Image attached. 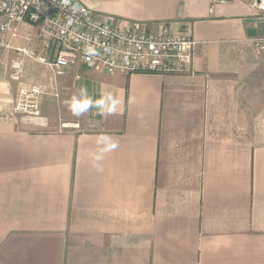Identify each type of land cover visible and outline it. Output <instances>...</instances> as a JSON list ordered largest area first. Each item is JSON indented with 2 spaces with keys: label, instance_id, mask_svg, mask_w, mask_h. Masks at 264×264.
I'll list each match as a JSON object with an SVG mask.
<instances>
[{
  "label": "crops",
  "instance_id": "obj_1",
  "mask_svg": "<svg viewBox=\"0 0 264 264\" xmlns=\"http://www.w3.org/2000/svg\"><path fill=\"white\" fill-rule=\"evenodd\" d=\"M79 1L194 39L192 71L55 76L0 49V264H264V14L249 0ZM21 34L41 50L39 25ZM34 85L51 87L23 115Z\"/></svg>",
  "mask_w": 264,
  "mask_h": 264
},
{
  "label": "built area",
  "instance_id": "obj_2",
  "mask_svg": "<svg viewBox=\"0 0 264 264\" xmlns=\"http://www.w3.org/2000/svg\"><path fill=\"white\" fill-rule=\"evenodd\" d=\"M226 2L229 0H213ZM264 14V0H249ZM39 25L41 50L16 46L24 25ZM26 39H30L29 36ZM196 41L187 35L159 30H131L112 22L79 0H0V49L15 51L49 67L55 76L74 64H84L107 73H189L192 71ZM264 48V38L257 40ZM18 79L21 60L13 63ZM51 85H34L20 90L16 111L40 115V97Z\"/></svg>",
  "mask_w": 264,
  "mask_h": 264
}]
</instances>
